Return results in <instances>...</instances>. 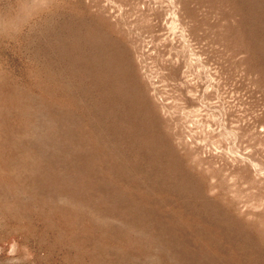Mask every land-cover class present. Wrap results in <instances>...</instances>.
<instances>
[{"label":"rangeland","instance_id":"obj_1","mask_svg":"<svg viewBox=\"0 0 264 264\" xmlns=\"http://www.w3.org/2000/svg\"><path fill=\"white\" fill-rule=\"evenodd\" d=\"M0 264H264V0H0Z\"/></svg>","mask_w":264,"mask_h":264}]
</instances>
